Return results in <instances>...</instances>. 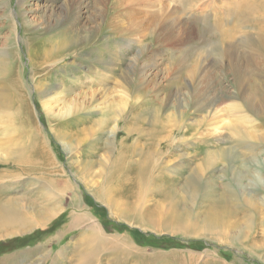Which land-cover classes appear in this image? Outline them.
Masks as SVG:
<instances>
[{"label": "rangeland", "instance_id": "rangeland-1", "mask_svg": "<svg viewBox=\"0 0 264 264\" xmlns=\"http://www.w3.org/2000/svg\"><path fill=\"white\" fill-rule=\"evenodd\" d=\"M7 199L0 264H264V0H0Z\"/></svg>", "mask_w": 264, "mask_h": 264}, {"label": "bare ground", "instance_id": "bare-ground-1", "mask_svg": "<svg viewBox=\"0 0 264 264\" xmlns=\"http://www.w3.org/2000/svg\"><path fill=\"white\" fill-rule=\"evenodd\" d=\"M95 20V19H93ZM161 20H163V16L161 14V19L159 20V22H161ZM111 21V20H110ZM163 22V21H162ZM163 26V25H162ZM61 31V29L59 30ZM35 34V33H34ZM64 57V56H63ZM32 60V59H31ZM74 62V60L71 61V63ZM68 110V109H67ZM139 114H142V113H139ZM139 117H142V116H135V117H132V123L135 124V123H139V122H142L144 119L143 118H139ZM110 123V121H109ZM145 126V125H144ZM146 127V126H145ZM145 129L144 127H133L132 130H135L136 132L139 133V135L141 136L142 134V130ZM116 130V128L113 130V132ZM68 186V184L66 182H64L63 184L59 185L58 188L62 191V189L64 187ZM8 200V199H7ZM6 201V200H5ZM49 200H47L48 202ZM49 203V202H48ZM51 204H54V203H51ZM56 204V203H55ZM54 204V205H55ZM59 206V204H57ZM35 206V205H34ZM39 206V205H38ZM36 208V214L39 213V211L42 210L43 207L39 206ZM44 208H45V205H44ZM49 209V208H48ZM35 210V207L34 208H31V211ZM54 210V209H53ZM31 211L27 210V209H21L20 207H18L14 201L12 200H8L6 202H3V203H0V227L2 226V229L4 231H7L6 234L10 235L13 234V233H16L19 231H22L23 229H27V228H30V227H36L38 225H41L43 224L46 220H48V218L50 216H52L53 214L52 213H47V211L44 212V217H48L47 219H43L42 217H40L39 215L37 216L38 218L34 217V215L31 214ZM52 211V210H51ZM56 211V210H55ZM27 218V219H26ZM25 221V222H24ZM93 230L95 231H98L97 230V227H92ZM5 233L2 234L1 236H4L6 235ZM0 236V237H1ZM29 252V251H28ZM60 251L58 253H56L51 259H50V263L49 264H55L58 262V257L60 256ZM28 255V253H27ZM80 258L83 259V255L80 253V254H77L76 255V258H75V262H78L80 260ZM10 259V258H9ZM81 262L79 264H92L91 261H87V262ZM72 263V262H71ZM7 264V262H6Z\"/></svg>", "mask_w": 264, "mask_h": 264}, {"label": "trees", "instance_id": "trees-1", "mask_svg": "<svg viewBox=\"0 0 264 264\" xmlns=\"http://www.w3.org/2000/svg\"><path fill=\"white\" fill-rule=\"evenodd\" d=\"M83 197H84L85 203L88 206H91V209L93 210L95 215L96 214L99 215V218L101 219V221L103 222L105 226L106 225L113 226L115 228L118 227L119 230L122 229V230L128 231V233L132 236V238L137 244H140V245L146 244L148 246H152L154 248H161V249H166L167 247H170V246H177V245L181 246L182 245V243L180 242L181 240L179 238H176V237L169 238L163 235L144 236L143 233L139 232L137 229L127 227L126 225L121 224V223L110 221L106 216V211L104 207L94 203V201L91 199V197L88 194H84ZM3 246H7V245L0 244V247H3Z\"/></svg>", "mask_w": 264, "mask_h": 264}]
</instances>
